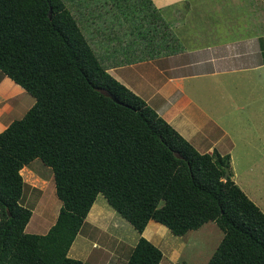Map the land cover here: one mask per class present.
<instances>
[{"label":"trees","instance_id":"16d2710c","mask_svg":"<svg viewBox=\"0 0 264 264\" xmlns=\"http://www.w3.org/2000/svg\"><path fill=\"white\" fill-rule=\"evenodd\" d=\"M180 47L153 0H0V72L35 98L0 132V264H84L68 252L98 194L141 234L126 264L163 259L142 235L150 220L177 236L213 221L223 237L207 264H264V211L230 155L200 152L108 71ZM35 159L61 201L46 233L26 231Z\"/></svg>","mask_w":264,"mask_h":264},{"label":"crops","instance_id":"0c3cea01","mask_svg":"<svg viewBox=\"0 0 264 264\" xmlns=\"http://www.w3.org/2000/svg\"><path fill=\"white\" fill-rule=\"evenodd\" d=\"M195 1L153 0L178 35L183 46L182 50L163 53L151 59L134 61L108 70L115 78L145 99L193 145L191 137H196L200 133H204L200 135L203 139L206 135L211 137V132L218 129L224 133L218 122L208 116L213 109L208 107L206 102L214 103L215 91L228 97L229 90L226 92L222 88L230 86L232 78H236L234 75L258 71L260 76L264 71V26H260L264 20L262 22V18L260 19L261 31L256 30V34L249 35L247 40L241 36L234 38L235 34H229L227 30L232 28L229 24L234 21L237 27H241V12L237 3L241 5L243 0L236 1L237 9L234 7L236 13L233 11L231 15L224 14L223 21L219 14L211 20L205 19L206 16L210 17L215 13H212L213 9H209L208 13H200L199 16L189 14L190 9L195 7ZM225 10L230 11V5H224ZM223 22L226 24L225 31L229 34L226 38H221L222 31L214 34L215 27L223 26ZM205 35L210 36L205 38ZM257 39L260 40V45L256 44ZM244 41L249 43L241 53L242 44L239 43ZM259 49L262 50L263 61L255 65H240L242 57L245 56L246 59L251 57L250 60H253ZM26 93L21 86L0 72V132L14 120L8 119L11 114L23 109ZM56 217L45 224L48 228L42 233L49 230ZM39 226L40 229L44 227L42 224ZM167 229L161 223L150 220L142 233L163 251L164 257L160 264L167 257L163 250ZM140 237L141 234L109 204L106 197L98 194L68 255L81 260L84 264H126L132 248ZM171 257L176 262L178 255L174 254Z\"/></svg>","mask_w":264,"mask_h":264},{"label":"rangeland","instance_id":"374dc122","mask_svg":"<svg viewBox=\"0 0 264 264\" xmlns=\"http://www.w3.org/2000/svg\"><path fill=\"white\" fill-rule=\"evenodd\" d=\"M201 1L202 3H200ZM219 1L196 0L195 7L190 9L189 14L193 16L198 14L199 16L200 13H208L209 9H213L212 13H215L210 17L206 16L205 19L211 20L216 14H219L223 21L224 14H232L237 0ZM237 4L240 6L241 27H237L236 21H234L229 24L232 28L227 31L229 34H235L234 38L241 36L247 40L249 35L256 34V30L261 31V25L264 26V23L259 26L260 19L262 18V22L264 20V0H243L241 5ZM224 5H230L231 12L224 11ZM234 13L236 12L234 11ZM108 15L111 13L109 12ZM225 22L228 23V20L225 19ZM225 26L224 22L223 26H216L214 34L222 31L221 38L229 37ZM209 36L205 35V38H209ZM259 41V39L256 40L257 45L261 44ZM248 43L247 41L239 43L242 44L240 46L242 47L241 53L244 52ZM133 47L139 51L140 48H143V44H139V46L136 44ZM178 49L181 50L183 47ZM260 49L254 55L253 60H250L251 57L248 59L245 56L242 57L240 65H255L260 62L263 57ZM260 74L259 76L258 71H248L234 75L236 78H232L230 86L222 88L226 92L229 90L228 97L215 91L214 103L206 102V105L213 109V112L208 116L218 122L224 133L218 129L211 132V137L206 135V138H200V135L204 134L200 133L191 138L195 147L202 152H212L216 147L221 155L229 154L230 172L233 179L264 211V71ZM262 77L263 79H261ZM23 100L25 103L24 106L22 105L23 109L15 111L8 119L21 118L35 103V98L27 93ZM23 169L22 174L26 181L23 202L33 210L27 232L42 233L45 228H48V225L45 224L56 217L61 206V201L55 193L54 174L52 169L44 165L40 159H35ZM41 224L44 225L42 229L39 226ZM125 224L131 228L128 223ZM167 230L163 241V250L167 257L162 264H207L223 237V231L213 221L205 223L199 229L189 231L184 236H177L169 229ZM174 254L178 255L176 262L171 257Z\"/></svg>","mask_w":264,"mask_h":264},{"label":"water","instance_id":"95a60500","mask_svg":"<svg viewBox=\"0 0 264 264\" xmlns=\"http://www.w3.org/2000/svg\"><path fill=\"white\" fill-rule=\"evenodd\" d=\"M228 174H229V170L227 169L224 178H227Z\"/></svg>","mask_w":264,"mask_h":264}]
</instances>
